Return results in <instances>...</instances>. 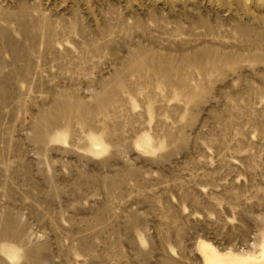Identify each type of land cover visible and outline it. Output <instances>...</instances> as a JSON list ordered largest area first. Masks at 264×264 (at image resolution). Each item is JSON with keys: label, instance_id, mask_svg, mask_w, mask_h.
Here are the masks:
<instances>
[{"label": "rangeland", "instance_id": "rangeland-1", "mask_svg": "<svg viewBox=\"0 0 264 264\" xmlns=\"http://www.w3.org/2000/svg\"><path fill=\"white\" fill-rule=\"evenodd\" d=\"M0 264H264V0H0Z\"/></svg>", "mask_w": 264, "mask_h": 264}]
</instances>
